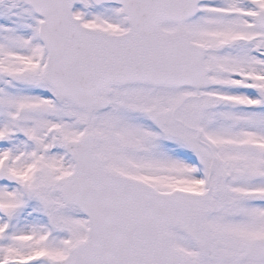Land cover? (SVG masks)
Returning <instances> with one entry per match:
<instances>
[{
	"label": "snow or ice",
	"instance_id": "obj_1",
	"mask_svg": "<svg viewBox=\"0 0 264 264\" xmlns=\"http://www.w3.org/2000/svg\"><path fill=\"white\" fill-rule=\"evenodd\" d=\"M0 264H264V0H0Z\"/></svg>",
	"mask_w": 264,
	"mask_h": 264
}]
</instances>
